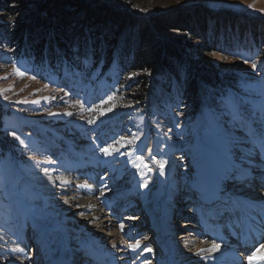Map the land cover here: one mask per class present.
Wrapping results in <instances>:
<instances>
[{"label":"rangeland","instance_id":"rangeland-1","mask_svg":"<svg viewBox=\"0 0 264 264\" xmlns=\"http://www.w3.org/2000/svg\"><path fill=\"white\" fill-rule=\"evenodd\" d=\"M41 1L0 3V23L15 25L18 19L33 13L48 18L40 9ZM95 1L146 15L203 5L213 13L220 11L228 16L241 15L264 22V0ZM243 22L231 18L210 20L204 41L189 37L193 46L187 56L205 71L215 73L208 83L202 82L203 93L190 94L185 79L180 82L174 75L164 73L156 80L148 104H144L146 99L138 98L125 114L119 112L122 105L116 96L118 70L112 66V70L107 67L104 71L105 59L98 63L94 59H76L71 66L65 62L62 67L58 62L54 68L48 63L37 65L17 54V45L12 37H5V29L0 26V236L12 234L9 238L14 244L22 241L20 244L27 257L22 264H46L52 260L65 264L73 250L87 249L88 240L92 241V235L98 233L94 224L85 221L87 218L80 212L74 216L82 220L78 226L88 228L89 232H84L88 233V243L71 230L73 227L67 232L66 213L54 198L46 197L41 179L33 173L36 169H47L44 175H49L50 170L58 169L57 166L64 168L68 162L79 160L102 163L98 170L109 187L100 194L115 204L111 203L110 209L118 207L115 210L120 221L143 219V224L147 225L145 215L153 211L160 224L167 223L182 231L178 237L177 229L172 233L175 239L162 234L163 241H175L177 247L185 251L184 243L188 239L196 240V231L189 226L201 228L196 227L200 223L177 222L174 210L169 211L172 203L173 207L177 206L184 191L190 192V201L196 199L197 188H190L201 183L209 166L224 173L228 167L222 164L223 153H229L228 148L239 156V152L246 151L242 149L241 153V147L264 138V30L258 26L248 27ZM131 90L134 92L133 88ZM138 90L136 87L135 92ZM105 148L109 150L107 153L103 151ZM130 159L135 160L136 170L123 168V179L110 182L118 173L116 168ZM200 166L203 174L199 173ZM141 169L144 173L139 176ZM135 175L143 187L147 179L160 181V184L150 187L148 194L141 190L138 194L127 195L128 201L123 203L120 187L122 183L130 185L126 180ZM174 188L179 191L174 192L175 197L172 195ZM65 192L57 196L72 199L70 190ZM17 202L23 214L31 219L24 225L17 212ZM139 205L141 209L135 211ZM132 208L133 217L127 212ZM136 227L141 235L139 233L134 242L142 241L138 239L140 236L156 253H162L158 237L157 240L148 239L153 228L144 229L146 227L140 224ZM108 228L109 225L104 224L106 245L111 243L108 242ZM144 230H148L147 233ZM9 243V240L0 242V249ZM209 244L212 245L209 247L219 246L214 250L216 253L227 247L215 240ZM4 259L0 254V264H8ZM149 262L154 264L155 260Z\"/></svg>","mask_w":264,"mask_h":264},{"label":"trees","instance_id":"trees-1","mask_svg":"<svg viewBox=\"0 0 264 264\" xmlns=\"http://www.w3.org/2000/svg\"><path fill=\"white\" fill-rule=\"evenodd\" d=\"M9 1L0 3L7 5ZM40 9L48 18L33 13L15 25L0 23L5 37H12L17 45V54L37 65L48 63L51 68L58 62L62 67L65 62L71 66L76 59H94L95 63L105 59L104 71L112 66L118 70L116 96L122 114L133 108L136 99L145 100L164 73L180 82L185 79L190 94L203 93L202 82L208 83L215 73L205 71L187 55L193 46L189 37L204 41L210 20H244L248 27L264 30L262 21L213 13L203 5L146 15L105 1L42 0ZM136 87L139 90L135 92Z\"/></svg>","mask_w":264,"mask_h":264},{"label":"bare ground","instance_id":"bare-ground-1","mask_svg":"<svg viewBox=\"0 0 264 264\" xmlns=\"http://www.w3.org/2000/svg\"><path fill=\"white\" fill-rule=\"evenodd\" d=\"M263 139H261L260 141L252 142V144L257 145V147L256 146L253 147L252 144L248 146V143L244 147H241L240 150L245 149L246 151L245 153L243 152V154H240V152L238 151L239 156H234L237 155L236 152H233V149L230 150L228 148L229 153H223L224 163L222 164L224 168L225 165L228 167L225 168L224 173L216 174L211 169L212 165L211 167L206 166V168L208 167L209 169V175L211 176V178L210 177L206 178L204 186H202L199 183L198 188L201 193L199 195L197 194L196 197L200 196L202 200L203 199L206 200L207 204L209 206L211 205V210H213L215 206H219V204L220 205L229 204L227 203V201L224 200L223 195H216L211 201L209 200V198H207V194L212 190V186L210 185V182H212L213 180H217L218 177L221 175L228 176L230 175L229 173H233V174L236 173L234 176L236 178H241L240 175L237 174L241 173L244 175L247 172V170L251 169L249 167L251 159H254L255 157L259 158V153L261 152L263 153L264 156ZM231 151L233 152L232 156L229 155L232 154ZM148 158L150 159V157ZM258 160L264 162V157H261ZM101 166L102 163L100 162L98 163L92 162L90 164H86L84 161L79 160L77 162H68L64 168L57 166L58 169L50 170L49 175H44L45 173H47L45 172V170L36 169L33 172L35 176H38L41 179L42 188L46 194V197L49 200H51V198H54L60 204V208L62 209V211L66 213L67 225H65V230L67 232L71 230H75L78 234H80L81 237L85 238V241L87 242L86 239L88 237L87 235L88 233L85 234L84 232H89V231L86 226L81 227L77 225L79 221H82L80 220L81 218H75L74 216V214L78 212H80L79 214H81L82 216H85V219L87 218L85 221H91L94 224V228L98 230L97 234L92 235L94 239L92 241L88 240L89 243L87 242L90 245L92 252L88 253V255L86 256L88 259H86L84 262L86 263L88 262L87 264H96V262L93 261L97 260L98 262H108V264H151L149 260L153 259L155 260L154 264H216V262H221V260L225 262L236 261L235 258H230L228 256L229 254L227 253L215 254L216 252L214 250H210L212 249V247H209L212 246L209 244V242L212 239H214L212 235L217 237H222L225 236L226 234H231L229 231H224V232L221 231L222 226H224L223 228H226L227 230L228 228L230 229L232 227L233 221L238 222L230 215L227 216V219L230 220V222H226V225L223 223L218 224L216 227L217 231L212 229L210 222L208 223L207 221H201V228H196V231L199 233L198 238H196V240L188 239L184 243L185 251L180 250L177 247L178 243H175V241L174 243L172 242L164 243L163 237H162L163 239L161 238L159 241L160 244L158 243L160 250L161 249L163 250L161 251L162 253L160 254L156 253L155 250L151 246H149V243L147 241L145 242V240L140 239V236L138 237V239L142 241L134 242L135 238L140 233L139 229H137L136 227L138 223H135V221L137 220L134 221L125 218L124 220L120 221L118 219V217L120 216H118V213L115 210L118 207L114 209H110L109 205L112 202L108 199V197L100 194V192L104 191L106 188L109 187L108 186L109 184L108 185L106 184L108 183L107 180L106 179L103 180V178H101V172L98 170ZM123 168H126V171L135 169V160L130 159L125 163V165L116 168L118 173L117 175H113L111 177L110 182L114 183V182H118L119 179L120 180L123 179V175L125 174V172L122 171ZM198 169H199V173L203 174L202 167L200 166L198 167ZM227 170L229 171L228 173L226 172ZM207 172L208 171H206V174ZM143 173H144L143 169H141L139 170L138 175L140 176ZM233 179L235 178L233 177ZM95 181L97 182L95 183ZM126 181L127 182L129 181L130 185L128 184L125 186L122 183V186L120 187L123 189L122 193L125 196V197L123 196V201H124L123 203L128 201L126 197L127 195L138 194L140 193L141 190H144L143 192H145V194H148L150 187L151 188L157 187L160 184L159 183L160 181L156 182L154 179L151 180L147 179L146 181L147 184L143 187L142 184L136 178V175L133 176L132 178H129ZM91 182L94 183L95 185H92ZM231 184L234 186L236 182L231 181ZM193 186L194 188L196 187V185ZM74 188H76L75 189L76 191H74ZM68 190H70L69 193H71L72 199H70L69 197L63 198L57 196L61 193H66L65 191ZM223 192L228 193L225 195H228L229 199L232 198V196L238 198L237 200H233V202L231 203L232 205H229L230 209L235 213H237L238 207L240 205L243 209L245 208L250 209L258 203H261L264 206V191L262 192L252 191L250 188H246L245 190L239 192L238 195H234L233 192H231V189L224 190ZM115 193L118 194V191H116ZM178 203H179L178 205H183V204L185 205L182 206L179 216L177 217V222L178 220L179 221L184 220V222H186L187 220H191L192 219L191 216H193V213H189L188 210H190L196 204L190 201V197L181 199L179 200ZM17 204H18L17 212L20 214L22 224L24 225L26 222L30 221L31 219L23 214L22 207L19 205L18 202ZM74 205H76V208H73ZM111 205L115 206V204L113 203ZM197 209L196 207L193 208L194 211H197ZM132 210L133 209H128L127 212L128 211L131 212ZM170 210L171 208H169V211ZM201 212H204V217H205L207 213L206 210H202ZM150 218H151L150 224L147 225V227L144 229H148L149 227L155 229L158 232V235H155L154 237H158L161 232H164L172 236V233H174L176 229L177 231L179 230L178 228H174L172 225L169 224H165L164 226H158L157 220L155 218V213L153 211H151ZM192 220L196 221L194 218ZM104 224L109 225L108 230L110 236L108 237V242L109 241L111 242L110 245H106L105 235H107V233L103 232ZM72 227L73 229H71ZM189 229L192 230V228ZM200 229H202L201 232H199ZM181 232L182 231H178V235H176V237H178L179 233ZM9 236L11 237L12 234L3 233L0 236V242H6L7 240H9L10 243L14 244L13 239L9 238ZM176 237L172 236V238L174 239ZM137 242H139L140 245L139 247L135 249L131 247L133 245H136ZM10 243L8 244L9 246H7L6 248L3 247L4 249L2 250L0 249V254L2 255L3 258L6 259V262L8 264H22L23 259L27 258L25 257L23 251H21L22 244L20 243H22V241L20 240L18 244L15 243L14 247H12ZM202 249L204 251H202ZM76 252L77 250H74V255ZM255 254H256V258L252 261V264H264V260L259 258V254L258 253ZM91 257L94 258L91 259ZM64 263L66 264L67 260ZM239 263L245 264V262L244 263L239 262ZM46 264H60V263L57 262L56 260H52L50 262H47Z\"/></svg>","mask_w":264,"mask_h":264},{"label":"snow or ice","instance_id":"snow-or-ice-1","mask_svg":"<svg viewBox=\"0 0 264 264\" xmlns=\"http://www.w3.org/2000/svg\"><path fill=\"white\" fill-rule=\"evenodd\" d=\"M253 68H255L256 67V65L255 64H253V66H252ZM17 72H19V70L17 69ZM21 76H23L24 75V73H19ZM69 115H71V113H69ZM12 135L17 139V140H19L20 138H19V136H16V134L15 133H12ZM21 143H23V141H20ZM103 151L105 152V153H107L109 150L107 149V148H105V149H103ZM33 159H35V157H33ZM39 163V162H38ZM166 163V162H165ZM147 165H145V167H146ZM163 167H164V165L163 164H161L160 165V168H161V170H163ZM45 172H47V169H45ZM140 245H139V242H137V244L136 245H133V246H131V247H133L134 249L135 248H137V247H139ZM219 246L218 245H213V247H212V249H210V250H215V249H217ZM262 250H264V244H262V245H260L259 246V248L257 249V253L258 254H260L259 255V258L260 259H264V251H262ZM21 251H23V249H21ZM202 251H204L203 249H202ZM256 258V254H254V255H252V256H249L248 257V260H249V264H252V261L254 260Z\"/></svg>","mask_w":264,"mask_h":264}]
</instances>
